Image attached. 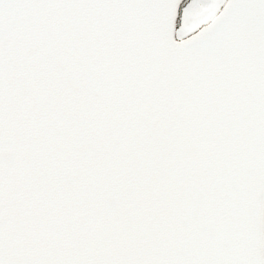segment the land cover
Masks as SVG:
<instances>
[{"label":"snow or ice","instance_id":"6c2138e0","mask_svg":"<svg viewBox=\"0 0 264 264\" xmlns=\"http://www.w3.org/2000/svg\"><path fill=\"white\" fill-rule=\"evenodd\" d=\"M0 264H264V0H0Z\"/></svg>","mask_w":264,"mask_h":264}]
</instances>
